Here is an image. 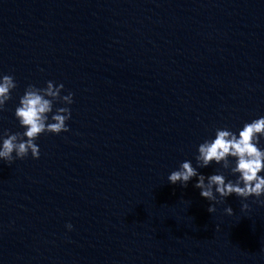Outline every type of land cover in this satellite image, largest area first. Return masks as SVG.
<instances>
[{"label": "clouds", "instance_id": "1", "mask_svg": "<svg viewBox=\"0 0 264 264\" xmlns=\"http://www.w3.org/2000/svg\"><path fill=\"white\" fill-rule=\"evenodd\" d=\"M16 87L13 76H0V112L4 111L6 102L11 99V92ZM63 89L62 83L56 85L53 81H47L43 88L33 84L27 86L15 109V118L25 131L14 134L7 130L3 132L0 137V160L11 165L15 159L27 157L29 152L33 159H39L40 149L35 141L41 134H60L70 130L67 121L71 118V109L67 105L74 102V94L69 91L67 95H61ZM56 102L66 106L56 108L52 114ZM49 114H52L51 122ZM261 137H264V116L246 122L238 135L231 130L218 128L214 139L205 140L198 146V155L195 157L197 167H193L191 161L186 160L167 179L171 184L179 183L186 187L193 177H198L194 187L201 190L200 195L203 198L214 202L208 207L209 213L216 211L215 204L222 203L233 194L245 200L256 197L259 203L264 204V200L259 199L264 196V176L260 175L264 172V150L258 147ZM230 158L235 160L234 166ZM213 162L222 164L232 175L238 174V178L235 181L226 180L222 172L205 177L198 172V168L208 167ZM248 208L247 203L241 205L242 211ZM224 211L229 216L234 214L230 206ZM66 227L72 230L73 225L69 223Z\"/></svg>", "mask_w": 264, "mask_h": 264}]
</instances>
